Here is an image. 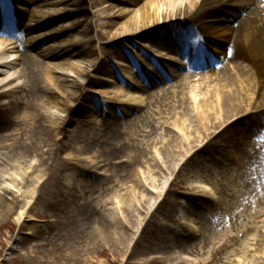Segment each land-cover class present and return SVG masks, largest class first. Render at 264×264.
Here are the masks:
<instances>
[{
	"label": "rangeland",
	"instance_id": "374dc122",
	"mask_svg": "<svg viewBox=\"0 0 264 264\" xmlns=\"http://www.w3.org/2000/svg\"><path fill=\"white\" fill-rule=\"evenodd\" d=\"M110 1L62 0L63 5L61 8L64 10L53 12L49 7L55 2L52 0H37L33 4L27 2L26 6H24L26 9L25 15L20 18L23 22V28H25L26 24L31 25L30 23L36 25L33 27L35 30L33 37L40 38L39 48L50 38H53L54 42L58 45H68L71 43V40H69L71 33L68 32L71 25L76 24L78 21L86 25L85 30H80L79 39L76 41L79 44L81 43L82 46L89 45L91 50H93L88 58L92 60L90 62L96 64V67L91 68V72L87 78L93 79L98 83L93 87L84 88L83 84L76 81L79 100H77L76 104L70 105L74 113L65 122L69 126L72 118L75 117L78 120L74 126L72 124L73 128L69 131L73 132L76 126H80L81 136L86 138L85 135L92 134L93 130L91 128L97 129L101 126L102 129H106L107 125L112 123L117 125L116 122L122 120L120 124L122 132L129 136L132 135V138L137 140V143H140L147 134L140 133L139 136L135 135L134 130H131L127 125L126 120L128 118L122 119V115H127V113L121 112V109L124 107L121 104L124 103V99L134 97L138 102L142 101L146 105L144 107L147 108V111L157 114L159 112V102L169 100V97H174V101L176 102L183 97L179 89V86H181V83H179L181 77L179 75L184 76L188 82L183 88L184 93L187 90L194 91L199 81L203 84V88L210 86L211 90H224L225 76H231L235 80L238 72L243 77H246V74H248L249 77L253 78L254 82L256 81L255 94L251 96L250 100V104H253L252 110L249 113L246 111L243 112L241 117L235 119L237 123L231 124L234 126L231 127L230 125L231 128L225 134L223 133L224 135H219V142H224V146L221 149L217 141L215 144L217 147L212 146L209 148V151L205 149L203 151L204 146L210 145V143H207L209 139H206L207 141L201 147V150L199 149L196 153L191 154L189 156L191 158L187 157L184 159V165L178 168L175 166L179 163L177 162L172 166V169H174L172 171L167 169L168 164L164 155L162 156V151L158 154L157 149H152L153 155L157 156L156 163L158 162L160 165V179H163L160 184L162 186L158 188L159 193L150 195L153 200L158 201V205L153 211L148 210V208L144 209L143 201L145 199H138V202L136 201L137 205H135L136 208H130L122 200L123 197L127 198V195L123 192L121 194H115L117 196L120 195V197H117V205L109 206L106 210L99 209L96 211L97 216L106 214L104 219L110 218L114 220V217L117 221L122 222L124 228H121V230L129 234L131 239L136 237L137 242L140 239V235H136L137 230L140 227L142 229L143 227L145 228L143 237L140 239L141 241H139V244L137 243L136 253L128 254V258H125L126 255H119L115 249L111 248L112 244L109 242L102 245V247L100 246V253L86 254L85 248L88 249V246L84 248L83 241L76 238L75 233L70 229V226L75 228L77 226L75 225L76 220L71 216V210L74 211L73 209L76 208V202L71 203L72 200L65 204L62 202L63 197L70 195L71 192L75 195L81 192L84 200L87 197L84 190H91L90 186H92L87 184L98 183L101 188L102 185H110L111 179L101 180L97 177H92L99 173L105 176L108 175L110 173L107 172L109 169L108 166H104L105 163H102V160L96 157L95 159H90L89 155L91 154L89 152L85 153L84 150H80L77 154L73 150L74 155L71 154L70 149L66 152L58 153L56 158L54 157L49 163L48 169L46 170L47 176L39 182L38 194L32 199L22 198L23 193L7 196L11 201H13V196L20 197L22 207L27 204L26 201L31 203L28 207L27 215L22 222H19L17 218L18 213L12 217H6V213L0 212V264H166L164 259L172 253L177 252L181 254L186 252L179 242V238L182 240V237H180L181 235L178 229H175L178 225L186 226L188 228L187 231L191 233L197 234V231L211 233L219 242L214 253H212V249L210 251L205 246L206 244L204 245L205 248L202 247V244V246L196 248V250L200 251L198 254L202 257L203 264H227L230 262L237 264L234 261L235 259H239L240 261L244 260V263L241 264H257L255 261L244 256L243 253L250 249V255L263 256L262 253L257 251V248L261 236H264V196L253 193L250 197V192H247L250 202L247 206H244L243 199L245 195L239 193L242 189L241 184H251V180L247 179L245 174H241L243 170L241 160L248 158V154L241 152L238 155L233 148L232 142L235 141L234 138L240 135L241 131V138L244 136L253 138L255 136V143H252L250 149L261 151L260 159L258 161L256 160V162L258 165L264 166V163H262V158H264V54L246 48L244 52H241L242 57L239 58L238 63H234L229 58H226L228 56L226 53L225 57H222L221 60L215 59V62L219 61L220 64L212 60L209 64L205 65L207 67L212 63L216 64L212 65L208 69V72H205V70L191 74L187 67L189 62L191 63L195 59V55H199L196 35L198 31L192 33V28H189L190 26H186L187 29H183L180 27V24H174L171 27L169 24L160 23L135 35H126L122 29L116 32L122 28V23L127 21L128 17L126 16L129 14L127 12L135 11L138 7L145 5L147 0H136L134 5L112 1L114 2V7L117 10H122V12L113 11L109 17L108 10L109 4H111ZM101 3L105 4L102 5ZM78 11H81V14ZM248 13L249 11L245 12V10H240L238 12L239 16L235 17L234 14H229L226 10L222 12V14L227 16L224 22L228 23L226 21H231L234 25L239 24V18H244ZM43 14L47 15L45 21H42L43 23L47 22L45 25L38 22L40 19H43ZM65 14L69 16L65 17ZM30 17L33 22H28ZM200 19V16H197L195 22ZM218 21L216 20V23H220ZM102 24H105V26ZM172 34L178 35L176 37L172 36ZM83 39H86L90 44ZM158 39L162 41H157ZM40 51H32L31 53L39 59L40 57L38 55ZM116 51L124 55L126 54L127 59L132 61L129 64L132 70L129 71L130 73L125 74L120 65L112 61L111 65H114V69H116L115 73L120 74L122 79L117 83L105 79L106 77L102 80L96 75L95 70L99 68L107 52L113 53ZM189 53L192 54L190 57L188 56ZM213 55L218 56V53H211L208 57H213ZM43 61L44 63L55 62L46 59ZM209 61L210 59L207 62ZM177 64H182L184 69L174 75L175 70L173 65ZM203 64L205 63L203 62ZM167 76L170 78L166 80L167 82H163L165 79L162 80V78ZM153 80H160L162 83L156 84L154 88H148L150 91L148 95L139 97V95L128 93L130 89L132 90L131 85H143L146 82L151 83ZM238 87L241 88V85L238 84ZM227 88L231 89L232 87L228 86ZM193 99V97L190 98V103L186 102L187 104L185 103V105L192 108L193 104L191 100ZM201 101L202 97L200 98ZM170 102L173 101L171 100ZM175 102L173 103L175 104ZM152 105L155 108H152ZM167 109L168 107H162L160 110L161 119H157L158 117L156 115L154 117L155 124L158 127L154 134V139L157 138L154 145L170 136H181L179 131L171 130L169 125L164 124L162 119L167 118L170 124L175 125V120H172L174 112L169 115ZM166 112L167 115L165 114ZM9 118L6 114H0L1 128ZM88 118L91 122H87V125L83 124L82 126L80 121ZM193 120L196 122L195 125H199L196 118ZM195 128L197 129V127ZM8 135L5 131L0 130V138L2 139L0 148H2L3 144L6 148L9 145L15 144V142L7 140L8 138L6 136ZM225 137L226 139L224 140ZM25 142L27 141L25 140ZM81 142L83 143L84 140L82 139ZM230 146H232V149H230ZM152 148L156 147L153 146ZM6 150L3 149L2 153L6 154ZM230 151H232V155ZM218 153H221V155L215 157ZM10 155L12 157H10L6 165L9 172L14 174L15 168L19 166L16 162L20 161V159L14 152H11ZM158 155L160 156L158 157ZM123 159L125 160V157L119 160L123 161ZM69 160H72V163H69ZM5 166H0V171L1 169L8 170ZM121 167L129 166L117 164L115 170L112 169V172L117 174ZM143 167L145 168V166ZM252 167L253 165L250 164L248 170L252 169ZM134 170L137 172L138 168L134 167ZM81 171H84L86 174H82ZM139 171H141V174H144L145 171V174L141 177L150 186L151 183H148L151 176L150 172L146 168H141ZM258 177L256 175L252 177L253 184H259L255 179L261 178V180H264L262 178L263 176ZM121 179L118 182L120 186L128 187V189L131 188L132 184L129 183V180L125 178ZM244 179L246 183H244ZM163 184L166 186L164 188L165 190L163 189ZM197 185L206 190H208V186L214 190V187H216L218 195L214 197V204L210 200H204L205 198L202 195H200L202 196L200 198H193L194 196L192 195H183L185 192L187 194H195L190 191V188ZM260 185L264 186V182L260 181ZM170 186L172 187L170 188ZM173 189L175 192L172 191ZM229 189H232L238 196L230 204L228 198L230 194ZM131 192L132 194L134 193L133 188L130 190ZM111 194L114 193H112V190H109L104 194H98V196H101L100 201H102L114 196H111ZM88 195L92 196V193L88 192ZM93 195L94 197L96 196V194ZM75 197L77 199L79 198L78 195ZM162 200H164L163 203ZM201 201L211 204L207 206L208 210H204L206 207L199 211L194 210L195 203H201ZM218 201L220 202L217 204ZM151 202L153 201L151 200ZM225 203L229 204V211L223 208ZM81 208L88 209L85 204H82ZM109 209H111L110 212L108 211ZM260 210L261 212L259 213ZM234 211L235 213H233ZM174 214L176 216H173ZM213 218L220 219L214 221ZM141 228L139 232L142 231ZM230 229L235 233L232 234ZM187 236H189V242L186 241V245L188 249L192 245V248L189 249L192 250L194 248L193 246H195L194 244H197L198 241L190 233ZM61 237L64 240H61ZM78 240L81 244H79ZM209 240L211 241V239ZM223 242H226L225 246H222ZM88 250L87 253L89 252ZM79 251L81 252L79 253ZM191 252H186L187 254L185 256L194 260V255L197 256V254ZM157 253L162 255L161 259L155 258ZM144 256L147 259H154V261L149 260L143 263L140 259ZM86 258L87 262L84 263L82 259ZM198 258L200 259V257ZM192 260H190V264H193Z\"/></svg>",
	"mask_w": 264,
	"mask_h": 264
},
{
	"label": "bare ground",
	"instance_id": "6f19581e",
	"mask_svg": "<svg viewBox=\"0 0 264 264\" xmlns=\"http://www.w3.org/2000/svg\"><path fill=\"white\" fill-rule=\"evenodd\" d=\"M23 1L35 3L37 0ZM52 1L55 3L50 5V10L53 12L64 10L61 8L63 5L61 2L62 0ZM112 1L126 3L128 5H134L136 2V0H111L108 10L109 17L111 16L110 13L113 11L122 12V10H117L116 7H114V2ZM259 1L260 0H147L145 5L138 7L135 11L127 12L129 13L126 16L128 17L127 21H124L121 26L122 28L118 29L116 32L122 29L123 33L126 35H135L160 23L175 24L177 21H192L193 17L195 20L197 16H201V19L193 22V25H195L194 29H198L204 34L203 36L207 43V45L206 43L203 44V46L206 47L205 51H222V55L227 53L229 59L236 63L239 61V58L242 57L241 52H244L246 48L264 54V10H262L263 7L259 5ZM12 4L16 5L13 7L15 11L14 17L18 18L16 13H21L23 11L20 8V0H12ZM12 4L0 0V22L5 18L4 14L2 15L4 11L6 14L10 15L9 10L12 9ZM101 4L103 5L105 3ZM249 6H255L254 11L247 16V19L251 20V22L247 23L244 19L239 25L235 26V28L230 26L227 27L223 21L225 18L223 19V17L219 16L220 14L214 12L220 11L221 9H231L232 13L235 14L238 11L236 9L240 10ZM78 13L81 14V11H78ZM66 16L69 15L65 14V17ZM46 18L47 15L43 14V19H40L38 22L43 23L42 21H45ZM218 19L220 23H216ZM29 21L33 22V20L30 19ZM46 23L47 22L43 23V25ZM30 24L29 27L31 28V32L29 35L31 37L26 41L24 50L22 51L41 50L38 56L55 62L43 63L42 60L33 57L32 54L29 55L28 52L22 55L16 43L10 41L12 34L5 28L0 29V114H6L10 117L9 120L5 122L4 126L2 125V128L0 127V130L9 134L6 136V138H8L7 140H11L16 144L9 145L7 148L3 144L2 148H0V156L2 157H0V166L8 164V160L12 157L10 155L11 152H14L20 159V161L16 162L19 166L15 168L14 174L9 172L7 165L5 167L8 170L5 171V169H1L0 171V212L6 213V217H12L18 213L17 218L19 222L24 221L31 202L26 201L27 204L22 207L21 198L13 195L23 193L22 198L32 199L38 194L40 180H43L44 177L47 176L46 170L48 169L50 161L54 157L56 158L58 153L60 154L70 149L71 154L74 155L72 152L73 150L76 151V154L79 153L80 150H84L85 153L89 152V154H91L89 155L90 159H95L96 157L102 160V163H105L104 166H108L109 168L107 171L110 172L108 173L109 176L99 173L93 177H97L101 180L111 179V184L102 185V188H100V185H97L98 183L87 185H92L90 187L95 189L96 193L99 192L104 194L112 190L114 194H111V196H114L100 201L101 196L96 195L92 197L91 195H87L84 201L89 204L91 208H97L95 214L94 210L93 212L90 211L86 213L81 210H77V212L73 211L72 213H75L73 219L76 220L75 225L77 226L76 228L70 226V229L75 233L76 238L83 241L82 244L84 248L88 246L89 250L85 248L86 254L100 253V246L102 247V245L109 242L112 244L111 248L115 249L119 255H126L125 258H128V254H135L137 251V245H135L136 237L131 239L129 234L122 231L121 228H124L122 225L123 223L117 221L116 218L113 217L114 220L110 218H108L109 220L104 219L106 214L97 216L96 211L99 209L106 210L109 206L117 204V200L114 199L120 197V195L117 196L115 194H121V192L127 195V198L123 197L122 200L130 208H134L135 205H137L136 201L138 199H145L143 201L144 209L148 208V210L153 211L158 205V201L153 200L150 195L159 193L158 188L162 186L160 184L163 179H160V165L158 162L156 163L157 156L153 155L152 149H157L158 154L162 151V156L164 155L167 161V169L169 171L174 170L172 166L177 162L180 163L175 165L178 168L181 163H183L184 159L194 154V152L196 153L199 149L201 150V147L208 139V142H212L209 146H204L203 151L204 149L209 151V148L215 146L217 141L221 149L224 146V142H219L220 134H217L224 127L228 126L233 119L241 117L243 112L246 111L249 113L252 110L253 104H250V100L251 96L255 94L254 89L256 87V81L254 82L253 78L249 77L248 74H246V77H243L238 72L235 80H233L231 76H225L224 88L226 89L228 86L232 87L231 89L227 88L226 91H224L225 89L211 90L210 86L203 88V84L199 81L196 89H194L195 92L187 90L183 93V88L188 82L184 77H181L179 80V83H181L179 89L183 97L180 98L179 96L180 100L175 102L174 97H169V100L158 103L159 112L157 114L150 112L141 113L139 116H135L129 120V127L131 130L135 131V135L137 136H139L140 133H144V128H147L145 131L147 135L144 136L140 143H137V140L132 138V135L129 136V139L124 138L120 128L121 121H117V125H115V123L107 125L106 129H102L101 126L97 129L91 128V130H93L92 134L85 135L86 138H84L81 136L80 126H76L73 132L69 131L73 128L78 119L75 117L72 118L69 126L66 125L65 121L67 118L72 117L74 113L70 105L76 104L77 100H79L76 81L87 83V76L90 74L91 68L96 67V64L90 62L92 60L88 58L93 52L90 46H82L81 43L79 44L76 41L79 39L80 30H85L86 25L79 21L71 25L68 31L71 33L69 35L71 43L68 45H58L54 42L53 38H50L44 42L41 48H38L40 38H34L33 34L35 31L32 30V27L36 25L33 23ZM102 25L105 26V24ZM177 35L178 34H172V36L176 37ZM83 40L87 42L86 39ZM87 43L90 44L89 42ZM230 44L232 45L228 50ZM13 49L17 50L15 51V56L13 55L14 53L12 54ZM222 55L218 57L222 58ZM108 56L112 58L115 56L114 59L120 62L127 60V58L123 56V53H118V51L113 53L107 52L105 58ZM44 64L45 67L43 66ZM194 64L196 65L193 68L202 67L199 59L197 61H191L190 66ZM125 69V74L130 73L129 71L132 70L130 66ZM101 70L107 73L104 77L115 75L114 70L107 65H103ZM100 75L103 76V74ZM76 77H79V80H77ZM238 84L241 85V88L238 87ZM94 85L95 83H92V87ZM131 88L132 90L130 89L128 93L132 95L139 94L142 96L148 94V87L146 86L131 85ZM192 97L194 98V101L191 100L193 107L189 108L185 103H190V98ZM201 97L202 101L200 102ZM171 100L175 102V104L170 102ZM167 101H169V103H167ZM123 102L124 107L121 109V112L127 111L128 108L129 110H137V112L140 110L142 111V105H140L142 103L138 102L134 97L124 99ZM162 107H168L167 112H169V115L174 112L172 120H175V125H172L168 122L167 118H164L162 119L164 124L169 125L171 130L174 129L175 131H179L181 136H170L154 145L157 140V138L154 139V134L158 129L154 117L156 115L158 117L157 119L162 118L160 115ZM152 108H155V106L152 105ZM167 112L165 113L166 115ZM134 114L135 113H132L131 117L134 116ZM194 114L195 116L193 117ZM194 118H196L199 125H195L196 122L193 120ZM139 120H143L145 123L139 126L138 123H136ZM87 122H91V120L89 118L83 119L80 121V124L82 126L83 124L87 125ZM195 127H197V129ZM151 136L153 137L150 138ZM238 136L240 137V135ZM214 137L215 139H213ZM249 138L250 137H247V139ZM82 139L84 140L83 143L81 142ZM225 139L226 137L224 140ZM247 139L244 137L234 138L235 141H233L232 144L238 155L241 152L250 153L247 147L248 143L249 146H251V141L248 142ZM25 140L27 142H25ZM0 142H2L1 138ZM153 146L156 148H152ZM3 149H7L6 154L2 153ZM230 149H232V146H230ZM230 154H233L232 151H230ZM251 154L253 155H250L249 161L253 162L254 159H256L254 155H257V153L251 152ZM159 156L160 155H158V157ZM123 157H127V159L115 163L116 160ZM215 157H217V155ZM69 163H72V160H69ZM118 163H123L129 167H121L120 171L114 174L112 169L115 170V166ZM243 165L247 166V162L242 161V166ZM69 166H71V164H69ZM143 166H145L151 174L150 180L148 179V183H151L150 186H148L141 177L145 174V171L144 174H141L139 171L141 168L145 169ZM134 167L138 168V173L136 172L137 169L134 170ZM243 172H246L248 175L250 171ZM81 173L86 174L84 171H81ZM120 178L129 180V183L132 184L129 189H134L133 194L132 192L130 193L128 187L120 186V183H118ZM88 180L91 181L90 179ZM164 185L165 184H163V189L166 187ZM250 187H252V185H250ZM214 188L216 189V187ZM22 189L25 190L23 191ZM244 190L243 188V191ZM172 191L175 192L174 189ZM190 191L202 195L205 198L204 200H210L207 198L208 194L198 185L190 188ZM229 191L230 194L228 198L230 197L233 200V194L235 192L232 189H229ZM87 192L92 193L93 190H87ZM10 194H13V201L7 197ZM79 195H81V192ZM74 198L75 194L71 192L70 195L63 197L62 202L65 204ZM151 200L153 202H151ZM195 204L193 208L198 211L205 207L204 210H208L207 206L211 205L204 201ZM108 211L110 212L111 209ZM112 212H114V210H112ZM173 216H176V214ZM140 228L137 230L136 235H140L141 238L143 237L145 228H141L142 231L139 232ZM175 229H178L181 235L180 237H182V240L179 238L181 247H183L186 252H190L191 250L189 249H191V247L188 249L186 245V241L189 239L187 235L189 234L184 232L183 225H178ZM200 237L202 239V244L209 242V239L212 240L205 245L210 251L211 249L213 251L214 247L219 244L211 233H203ZM61 238V240H64L63 237ZM137 243L139 244V241ZM79 244L81 243L79 242ZM87 250L89 251L88 253ZM257 251L262 253L263 256L250 255V249L244 251L243 255L255 261L257 264H264V236H261L259 240ZM80 252L81 251H79V253ZM184 253H172L164 259V262L166 264H190V260H186L182 256ZM162 254L164 253L162 252ZM155 258L161 259L162 255L157 253ZM82 260L84 263L87 262V258ZM140 260L143 263L149 260L154 261V259H147L145 256ZM234 261H237V264H241L239 259H235ZM241 262L244 263V260ZM227 264L236 263L230 262Z\"/></svg>",
	"mask_w": 264,
	"mask_h": 264
}]
</instances>
